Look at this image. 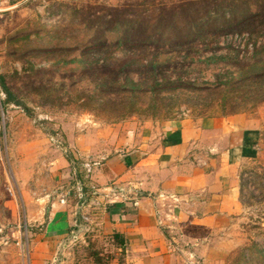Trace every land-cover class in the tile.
<instances>
[{
	"label": "rangeland",
	"instance_id": "obj_1",
	"mask_svg": "<svg viewBox=\"0 0 264 264\" xmlns=\"http://www.w3.org/2000/svg\"><path fill=\"white\" fill-rule=\"evenodd\" d=\"M8 3L0 4V74L29 110L3 107L0 86V264L30 263L53 162L64 156L81 174L97 158L80 157L74 140L100 148L102 133L237 113L259 123L258 153L237 168L239 210L227 235H213V253L191 264H264V77H256L264 51L248 60L264 45V0ZM110 236L83 235L75 256L121 264Z\"/></svg>",
	"mask_w": 264,
	"mask_h": 264
},
{
	"label": "crops",
	"instance_id": "obj_2",
	"mask_svg": "<svg viewBox=\"0 0 264 264\" xmlns=\"http://www.w3.org/2000/svg\"><path fill=\"white\" fill-rule=\"evenodd\" d=\"M102 135L100 148L90 137L73 141L82 158L99 151L87 171L76 173L64 156L53 162L55 188L39 199L50 204L29 264H93L78 260L75 244L114 233L124 239L121 264H191L212 254L213 235H227L238 213L236 171L258 153L259 123L243 113L185 115Z\"/></svg>",
	"mask_w": 264,
	"mask_h": 264
},
{
	"label": "trees",
	"instance_id": "obj_3",
	"mask_svg": "<svg viewBox=\"0 0 264 264\" xmlns=\"http://www.w3.org/2000/svg\"><path fill=\"white\" fill-rule=\"evenodd\" d=\"M219 8L217 7H213L211 10H218ZM252 37V34H249ZM254 39V38H253ZM261 51H264V45L257 49V47L254 49L253 53L251 54V56L248 58V60H253L255 58V53H259ZM259 74V73H258ZM257 79H262V77H264V72L260 73L259 75L256 76ZM0 86L3 89V92L6 96V98L2 101V106L4 107V105H6L7 103L11 102L15 105L21 106L22 109H24L25 111H28L29 109L26 107V105L22 102H20L15 95H13L12 91H10V89L8 88V85L5 82V77L4 75L0 74ZM232 115V114H231ZM223 116H226L225 114H223ZM262 138V132L260 133V140ZM110 242L112 245H114L116 248L122 247L123 243H124V239L122 235H119L118 233H114L113 235L110 236ZM96 259V258H95ZM96 264H100L99 259L95 260Z\"/></svg>",
	"mask_w": 264,
	"mask_h": 264
},
{
	"label": "built area",
	"instance_id": "obj_4",
	"mask_svg": "<svg viewBox=\"0 0 264 264\" xmlns=\"http://www.w3.org/2000/svg\"><path fill=\"white\" fill-rule=\"evenodd\" d=\"M79 196H80V197L82 196L81 193L79 194ZM83 219L88 220V217L83 216Z\"/></svg>",
	"mask_w": 264,
	"mask_h": 264
}]
</instances>
